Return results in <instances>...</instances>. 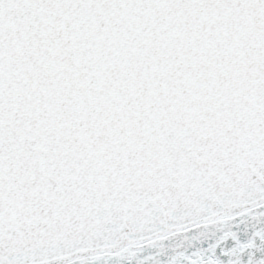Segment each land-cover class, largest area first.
<instances>
[{
    "label": "snow or ice",
    "instance_id": "snow-or-ice-1",
    "mask_svg": "<svg viewBox=\"0 0 264 264\" xmlns=\"http://www.w3.org/2000/svg\"><path fill=\"white\" fill-rule=\"evenodd\" d=\"M0 264H264V0H0Z\"/></svg>",
    "mask_w": 264,
    "mask_h": 264
}]
</instances>
